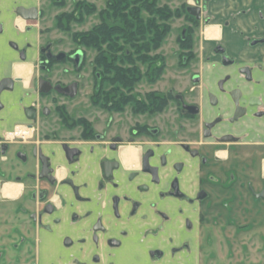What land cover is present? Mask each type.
<instances>
[{
    "label": "flooded vegetation",
    "instance_id": "af4514ba",
    "mask_svg": "<svg viewBox=\"0 0 264 264\" xmlns=\"http://www.w3.org/2000/svg\"><path fill=\"white\" fill-rule=\"evenodd\" d=\"M182 1L160 15L183 23V80L149 96L130 70L146 56L99 54L86 39L99 23L74 30L96 0H0V264H196L213 205L231 213L245 189L264 200V0ZM85 48L93 88L74 112ZM244 145L259 147L260 183L220 182Z\"/></svg>",
    "mask_w": 264,
    "mask_h": 264
},
{
    "label": "rangeland",
    "instance_id": "374dc122",
    "mask_svg": "<svg viewBox=\"0 0 264 264\" xmlns=\"http://www.w3.org/2000/svg\"><path fill=\"white\" fill-rule=\"evenodd\" d=\"M111 1L96 0L97 11L94 14L85 16L83 26L75 25L73 26L74 30L87 32L96 24L104 23L110 29L114 28V40L111 44L103 42L99 46V54H144L143 37L131 38V33H137V17L144 18L147 21L149 14L146 11H142L137 16H132L130 9L136 6L133 3V6L128 9L126 16L121 19L119 13H115L113 8H109ZM182 2V0H158L156 5L174 9ZM139 6L140 3L136 8H139ZM169 22L173 23V20ZM182 24L180 21H175L161 46L149 53L157 55L159 60L148 62L147 66H142V68L141 63H137L144 74L136 85L138 93L148 92L149 96H159L160 94H167L170 89L175 90V87L180 88L179 81L183 79L179 77L181 75L178 73L177 62L181 51L176 38ZM117 27L123 28L125 32L117 29ZM72 42L71 36L68 35L69 50L76 48ZM85 51L87 62L81 70L82 73L79 80L81 91L78 97L69 101V107L74 112L85 111L90 105L89 96L93 88L92 60L97 51L93 48H85ZM208 51V44L203 42V40L197 41L195 46L196 57H200V55L202 56ZM161 55L165 58L164 62L166 63V68L163 72H160L157 68ZM72 79L70 76L69 80ZM174 116L175 110L171 108L162 114L160 118L164 122L166 121L167 125H171L168 122H171ZM258 148H256V145H244L239 150V154H231L230 158L225 160L226 162L221 165V171L214 169L215 172L219 173L220 182L229 181L231 177L230 174L227 175V172L236 171L238 177H243L244 182L252 180L259 184L261 180L257 177L256 165L254 166L252 159ZM257 169L260 172L259 164ZM236 203L237 205L234 206V211L231 213L222 205H213L211 218L202 219L203 234L198 238L199 247L196 254V264H264V200H253L250 192L245 189L239 199L234 202V204ZM5 206V218H15L12 204L8 203Z\"/></svg>",
    "mask_w": 264,
    "mask_h": 264
},
{
    "label": "trees",
    "instance_id": "16d2710c",
    "mask_svg": "<svg viewBox=\"0 0 264 264\" xmlns=\"http://www.w3.org/2000/svg\"><path fill=\"white\" fill-rule=\"evenodd\" d=\"M157 1L158 0H112L109 3V8H113V11L115 13H119L121 15V19H123L124 16H126V13L128 9L134 5L138 6L140 3L139 8L136 6H133V8L130 9L131 15L132 16H137L138 13H141L142 11H146L149 14V18L147 21L139 17H137V33L132 32L131 33V38L134 37H143V42H144V48L143 52L144 54L142 55H132V56H140L144 57L146 56L147 63L148 62H154L153 57L151 54H149L153 50H157L163 40L165 39L166 35L170 32V25L166 22L161 21L162 16L161 14V8L160 6H157ZM139 11V12H138ZM172 15L171 12L168 13V17ZM119 30H123V28H118ZM114 28L110 29L106 24H100L99 27L95 30H92L90 32V35L86 37L88 39L87 43H89L90 46H93V41L92 38L94 36H98L100 38V45H102L103 42H109L111 44L114 40ZM125 32V31H124ZM126 34V33H125ZM99 45V46H100ZM134 65L130 70L132 71V76L133 80L139 81L141 79L140 75L142 73V70L140 69L139 66H137L136 61H133Z\"/></svg>",
    "mask_w": 264,
    "mask_h": 264
},
{
    "label": "crops",
    "instance_id": "0c3cea01",
    "mask_svg": "<svg viewBox=\"0 0 264 264\" xmlns=\"http://www.w3.org/2000/svg\"><path fill=\"white\" fill-rule=\"evenodd\" d=\"M248 1H250V2H253V1H251V0H247V1H245L244 2V6H246V7H250V6H252V5H250L251 3H248ZM255 3V2H254ZM243 6V5H242ZM259 6H258V4H257V8H258Z\"/></svg>",
    "mask_w": 264,
    "mask_h": 264
},
{
    "label": "water",
    "instance_id": "95a60500",
    "mask_svg": "<svg viewBox=\"0 0 264 264\" xmlns=\"http://www.w3.org/2000/svg\"><path fill=\"white\" fill-rule=\"evenodd\" d=\"M258 197H261V198H263V199H264V191H263V192H261L260 194H258Z\"/></svg>",
    "mask_w": 264,
    "mask_h": 264
}]
</instances>
